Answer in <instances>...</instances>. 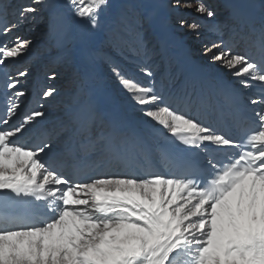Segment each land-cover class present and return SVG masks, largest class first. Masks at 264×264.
Wrapping results in <instances>:
<instances>
[{
	"label": "snow or ice",
	"instance_id": "1",
	"mask_svg": "<svg viewBox=\"0 0 264 264\" xmlns=\"http://www.w3.org/2000/svg\"><path fill=\"white\" fill-rule=\"evenodd\" d=\"M109 6L110 0H65L90 29L100 26ZM170 6L195 16L178 18V28L197 37L205 30L215 34L200 54L223 70L232 86L229 99L250 108V126L239 140L217 133L173 107L189 101L158 85L150 64L137 65L145 83L114 66L112 72L144 117L206 158L166 156L168 174L139 175L131 161L146 156L142 139L102 130L80 150L99 151V162L133 170L92 177L93 169L74 149L53 152L46 134L23 139L45 113L32 110L14 123L26 96L20 78L28 72L6 74L0 116V264H264V24L247 33L229 32L216 20L210 0H172ZM56 8V0L20 4L15 20L0 26V67L26 55L31 46V39H9L14 30L44 12L59 20ZM6 13L0 0V15ZM242 42L247 47L240 48ZM135 50H147L139 32ZM47 79L54 80L55 73ZM55 91L48 87L42 95Z\"/></svg>",
	"mask_w": 264,
	"mask_h": 264
},
{
	"label": "bare ground",
	"instance_id": "2",
	"mask_svg": "<svg viewBox=\"0 0 264 264\" xmlns=\"http://www.w3.org/2000/svg\"><path fill=\"white\" fill-rule=\"evenodd\" d=\"M27 2L29 0H4L7 13L0 15V26L5 20L14 21L20 4ZM210 2L217 10L216 20L226 24L229 32L247 33L264 24V0ZM56 4L59 20L44 12L14 30L9 39L16 36L31 39V46L26 55L9 61L7 67H0L2 115L6 103L4 93L8 91L4 83L6 74L16 75L22 70L28 72L26 78H20L26 96L19 102V114L14 123H19L32 110L45 113L30 126L23 139L31 142L46 134L51 139L53 152L74 149L78 159L93 169L89 172L92 177L133 169L139 175L167 174L160 144L164 136L179 138L144 117L112 72L114 66H120L138 82L145 83L137 70V65L144 63L153 66L158 85H165L174 95L189 101L175 103L173 107L190 116L197 114L202 123L217 133L236 138L242 120L251 115L250 108L229 99L232 86L223 70L209 65L200 54L204 43L216 39L215 34L205 30L197 37L186 28H178V18L183 16L191 21L194 14L170 6L172 0H110V6L101 13L100 26L90 29L65 7V0H56ZM137 32L146 42L147 50L140 53L135 50ZM191 42L194 49L190 51L187 46ZM239 47L247 45L242 42ZM52 73L55 79H47ZM98 86L109 89L111 104L121 107L125 118L137 126V132L127 136L132 141L137 137L142 139L147 154L131 161L133 169L123 164L99 162V151L84 153L80 150L81 143L94 139L102 130L107 131L104 121L89 111L86 103L87 92ZM48 87L56 91L44 98L42 94ZM246 94L254 95L255 90H246ZM87 115L94 119L86 122ZM212 150L210 147L209 151ZM195 156L200 160L206 158L199 149H195Z\"/></svg>",
	"mask_w": 264,
	"mask_h": 264
},
{
	"label": "rangeland",
	"instance_id": "3",
	"mask_svg": "<svg viewBox=\"0 0 264 264\" xmlns=\"http://www.w3.org/2000/svg\"><path fill=\"white\" fill-rule=\"evenodd\" d=\"M187 49H189L190 51L193 50L194 49V44L192 42L189 43L188 46H187ZM28 88H29V86H28Z\"/></svg>",
	"mask_w": 264,
	"mask_h": 264
}]
</instances>
